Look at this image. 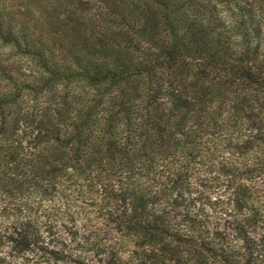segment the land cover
Segmentation results:
<instances>
[{
  "label": "trees",
  "instance_id": "trees-1",
  "mask_svg": "<svg viewBox=\"0 0 264 264\" xmlns=\"http://www.w3.org/2000/svg\"><path fill=\"white\" fill-rule=\"evenodd\" d=\"M0 43V264L88 208L98 264H264V0H0Z\"/></svg>",
  "mask_w": 264,
  "mask_h": 264
},
{
  "label": "rangeland",
  "instance_id": "rangeland-1",
  "mask_svg": "<svg viewBox=\"0 0 264 264\" xmlns=\"http://www.w3.org/2000/svg\"><path fill=\"white\" fill-rule=\"evenodd\" d=\"M0 66L9 68L21 76H30L37 69L35 64L30 59L17 55L10 46L3 45L2 43H0ZM251 184L255 191H259L258 188L264 189L261 179H255L251 182ZM225 185L226 183L222 179V189H215L213 186H209L210 189L207 190L208 196L218 198L222 195V199L214 206L210 208L207 207L206 212L211 217L210 222L214 228H217L220 231L231 232V228L233 227V217H231V215H234L235 213H229L228 211L230 208V201H228L230 193H228ZM89 212L92 211L88 208L87 212L83 214L74 213V216L70 217H64L61 214L56 217L57 219H55L53 223H51L53 231L56 235L50 238L47 237L45 241L49 242V239L51 240L54 247L50 248H53V250L60 248L58 246H65L69 249V254H66L63 260H55L48 253H36V256L30 255V259L28 261L29 264H33L34 262V264H75L73 263L74 259H79L81 262L89 264H98L99 259L94 255V253L90 252L92 246L84 241L86 237L84 228H90L91 226L92 229V226L99 224V220L96 219V215L93 213L89 214ZM261 232L263 231H260V233ZM129 250L130 252L135 250L133 245L125 250V252H127L126 254H131L128 253ZM1 251L8 253L9 249H2V247H0V252ZM131 264L142 263L136 260Z\"/></svg>",
  "mask_w": 264,
  "mask_h": 264
}]
</instances>
